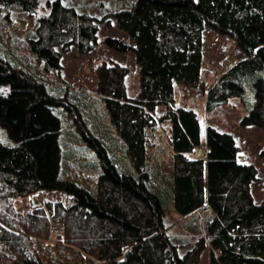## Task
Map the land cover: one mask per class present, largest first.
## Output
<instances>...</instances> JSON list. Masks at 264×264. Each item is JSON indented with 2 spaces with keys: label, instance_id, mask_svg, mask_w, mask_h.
Returning <instances> with one entry per match:
<instances>
[{
  "label": "trees",
  "instance_id": "16d2710c",
  "mask_svg": "<svg viewBox=\"0 0 264 264\" xmlns=\"http://www.w3.org/2000/svg\"><path fill=\"white\" fill-rule=\"evenodd\" d=\"M13 5L34 13L39 0H0V17ZM49 7L29 42L47 69H58L57 47L88 52L99 27L95 16L63 0ZM114 18L134 44L113 37L106 43L134 51L140 83L130 95L128 66L111 61L98 69V92L122 154L80 100L0 53V126L9 136L0 139V264H194L206 249L209 264H264V200L252 193L257 167L238 161L231 132L209 125L204 138L197 112L178 106L175 95L176 82L201 85L208 111L239 96L248 111L241 123L264 126V0H133ZM206 27L231 36L244 52L207 87ZM64 112L93 151V187L64 169ZM163 122L173 151L165 172L149 158L150 130ZM204 141L207 157L191 156ZM40 190H62L72 203L48 202L26 218L15 211V197ZM206 205L213 211L206 234L184 251L167 211L188 215ZM49 215L65 224L66 244L40 239L48 236Z\"/></svg>",
  "mask_w": 264,
  "mask_h": 264
},
{
  "label": "rangeland",
  "instance_id": "374dc122",
  "mask_svg": "<svg viewBox=\"0 0 264 264\" xmlns=\"http://www.w3.org/2000/svg\"><path fill=\"white\" fill-rule=\"evenodd\" d=\"M51 1L53 0H39V7L34 13L26 12L17 5L10 6L4 11L0 17V53L39 79L46 81L56 93L70 98L74 96L80 100L87 106L92 122L95 124L99 122L107 130L109 144L115 147L118 154H122V143L111 125L102 97L98 92V69L102 64L111 61H118L128 66L130 70L126 79L128 92L130 95L138 93L139 69L134 51H120L106 43L107 37H113L128 44H134L117 26L114 18L115 10L130 6L133 0H63L96 17L99 27L98 40L88 52H81L74 45L67 51L63 50L61 45L58 46L57 49L62 55L61 66L58 69H47L44 61H41L32 50L29 40L35 36L39 16L50 12ZM243 56L244 52L238 47L234 38L206 27L201 82L206 87L212 85L221 73ZM175 87L176 104L193 108L197 112L204 135H206L207 127L214 125L217 129L231 132L235 136L240 148L238 161L253 163L258 169L257 179L252 183V193L255 201H263L264 126L241 123L248 111L239 96L231 97L227 103L219 104L208 111L206 109L207 92L201 85L176 82ZM63 114L62 139L66 145L65 153L68 162L66 166L64 165V169L80 183L93 187L97 176V169L92 168L94 166L93 151L83 138H79L80 130L72 116L65 112ZM168 128V122H163L150 130L149 158L155 168H161L164 172L170 170L173 163ZM0 139H9L7 131L1 126ZM73 155L76 156L73 157ZM191 156L206 158V142L196 147ZM48 202H63L65 205H70L72 197L62 190H40L17 196L13 200L15 211L24 218L36 208H46ZM212 215L213 211L208 205L188 215L176 213L173 207H170L166 214L168 229L178 238L183 250L186 251L206 234L205 224ZM65 229L63 222L52 220L50 216L48 236L40 237V239L52 245L66 244L63 242ZM19 231L22 232L20 229ZM208 256L209 251L206 249L201 260L194 264H209Z\"/></svg>",
  "mask_w": 264,
  "mask_h": 264
},
{
  "label": "bare ground",
  "instance_id": "6f19581e",
  "mask_svg": "<svg viewBox=\"0 0 264 264\" xmlns=\"http://www.w3.org/2000/svg\"><path fill=\"white\" fill-rule=\"evenodd\" d=\"M214 126V125H213ZM204 135V134H203ZM205 136V135H204ZM204 153V152H203Z\"/></svg>",
  "mask_w": 264,
  "mask_h": 264
}]
</instances>
